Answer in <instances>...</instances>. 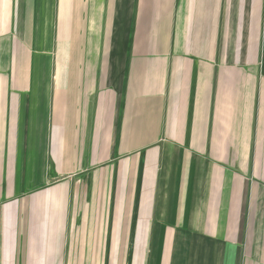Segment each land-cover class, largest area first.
<instances>
[{
    "label": "crops",
    "instance_id": "crops-1",
    "mask_svg": "<svg viewBox=\"0 0 264 264\" xmlns=\"http://www.w3.org/2000/svg\"><path fill=\"white\" fill-rule=\"evenodd\" d=\"M0 264H264V0H0Z\"/></svg>",
    "mask_w": 264,
    "mask_h": 264
}]
</instances>
